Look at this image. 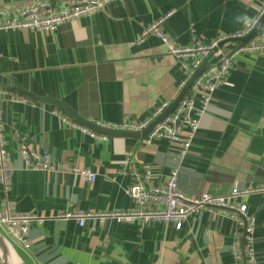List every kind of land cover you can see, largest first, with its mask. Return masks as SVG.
I'll use <instances>...</instances> for the list:
<instances>
[{
  "label": "crops",
  "instance_id": "crops-1",
  "mask_svg": "<svg viewBox=\"0 0 264 264\" xmlns=\"http://www.w3.org/2000/svg\"><path fill=\"white\" fill-rule=\"evenodd\" d=\"M263 2L119 0L55 31L0 30V89L21 95L19 85L60 99L94 122L143 120L177 97L184 77L160 37L151 33L138 40L145 29L162 21L160 27L180 45L193 38L207 43L245 30ZM0 109L14 169L7 195L0 185V209L10 201L17 212L43 219L31 223V249L20 251L28 264H236V224L219 209L189 215L181 229L169 221L107 218L100 224L94 217L80 225L61 214L133 208L126 191L131 178L121 172L127 156L149 166L161 183L176 168L178 188L189 195L264 184V51L239 56L201 115L184 158L177 156L179 145L165 139L147 145L143 138H93L63 121L59 111L67 113L59 107L28 97L12 100L0 91ZM22 143L48 153L56 165L90 168L95 182L65 167H26ZM245 200L256 219L250 264H264V192Z\"/></svg>",
  "mask_w": 264,
  "mask_h": 264
},
{
  "label": "built area",
  "instance_id": "built-area-1",
  "mask_svg": "<svg viewBox=\"0 0 264 264\" xmlns=\"http://www.w3.org/2000/svg\"><path fill=\"white\" fill-rule=\"evenodd\" d=\"M115 1L119 0H32L29 3L14 6L0 5V30L55 31L63 22L102 10ZM263 15L264 2L259 6L257 16L245 30L231 34H219L207 43L193 38L189 45H180L160 27L162 21H157L145 29L138 37L139 41L153 33L161 38L168 52L179 60L184 73L178 85L179 92L206 57L211 56L177 107L144 137L147 145L156 140L165 139L179 145L177 156L184 158L189 153L201 115L207 109L215 90L228 77L239 56L264 51V23L253 38L244 42L238 40L247 35ZM212 58L215 60H211ZM0 91L12 100H27L26 96L15 94L8 89H0ZM169 105V102H163L151 116L139 121L124 119L114 123L103 121L95 123L115 130L142 131ZM59 113L63 121L77 125L91 137L99 140L108 138L106 134L96 132L76 122L64 112L59 111ZM20 152L26 167L30 169L52 170L65 167L73 173L83 175L89 183L96 180L97 173L90 168L68 163L56 165L51 162L48 153L30 150L26 144L20 145ZM121 172L127 173L131 178L126 191L133 200V208L89 213L67 212L61 216L77 219L80 225H84L85 217H94L100 224H103L107 218L118 222L137 221L142 224L169 221L174 223L176 229H181L189 215L207 208L219 209L230 215L236 224L237 241L234 248L236 264H250L255 261L254 224L256 219L250 212L245 197L253 193H263L264 184L243 189L233 187L226 194L203 191L200 194L189 195L178 188L176 168H173L166 181L161 183L154 179L153 171L149 166L140 165L131 156H127L122 164ZM13 174L3 112L0 109V185L5 195L10 191ZM33 221L43 223V219L33 213L17 212L10 201H7L6 205L0 209V230L21 252H28L31 249L29 230Z\"/></svg>",
  "mask_w": 264,
  "mask_h": 264
},
{
  "label": "water",
  "instance_id": "water-1",
  "mask_svg": "<svg viewBox=\"0 0 264 264\" xmlns=\"http://www.w3.org/2000/svg\"><path fill=\"white\" fill-rule=\"evenodd\" d=\"M263 23H264V15L259 20L257 25L247 35L239 38L238 40H240V42H244L253 38L259 32ZM210 57L211 56L206 57L202 65L196 70L194 75L189 79L187 84L182 88V90L179 92L177 97L170 103V105L161 114L155 117L154 120L142 131H123V130H115L107 127H102L96 124L94 121L85 119L84 117L80 116L73 108L68 106L60 99L51 96L37 95L36 93L26 90L19 85L16 86V91L28 98L44 103H50L59 107L61 110L65 111L70 117H72L76 122L96 132L103 133L108 136H126V137H133L139 139L145 137L158 122L163 120L168 114H170L177 107L183 96L188 91L194 79L203 71V69L207 65ZM5 87L7 88V85H5ZM0 264H28L27 261L22 256L21 252L13 245V243L4 235V233L1 230H0Z\"/></svg>",
  "mask_w": 264,
  "mask_h": 264
},
{
  "label": "trees",
  "instance_id": "trees-1",
  "mask_svg": "<svg viewBox=\"0 0 264 264\" xmlns=\"http://www.w3.org/2000/svg\"><path fill=\"white\" fill-rule=\"evenodd\" d=\"M61 110V109H60ZM143 139H144V137H143Z\"/></svg>",
  "mask_w": 264,
  "mask_h": 264
}]
</instances>
